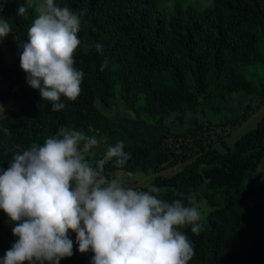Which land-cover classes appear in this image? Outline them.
Segmentation results:
<instances>
[{"label":"trees","instance_id":"trees-1","mask_svg":"<svg viewBox=\"0 0 264 264\" xmlns=\"http://www.w3.org/2000/svg\"><path fill=\"white\" fill-rule=\"evenodd\" d=\"M0 3L5 5L0 16L14 36L4 41L17 58L8 67L0 48L5 81L0 102L19 104L0 117V168L61 128L101 141L90 159L101 158L108 146L123 141L130 159L122 168L109 162L105 177L116 170L153 171L148 186L159 187L162 199L171 202L190 192L197 193L198 201L205 198L209 211L207 221H200L201 233L193 234L190 226L181 229L194 246L189 264H264V113L233 147L221 150L206 135L208 127L225 130L246 119L253 96L264 104V0H57L74 11L86 9L74 57L75 67L84 73L82 91L75 101L61 97L65 107L59 111L41 99L20 67L18 41L27 42L33 9L25 19L17 12L27 0ZM85 43L91 46L88 54ZM96 43L103 46L102 53ZM231 101L239 106L234 109ZM206 104L207 124L195 119L194 129L186 132L189 112ZM122 110L128 116H120ZM179 163L184 165L174 174L161 173ZM12 227L0 209V242L9 241L0 258L17 239ZM69 238L73 255L59 264L93 260L91 250H78L74 232Z\"/></svg>","mask_w":264,"mask_h":264},{"label":"clouds","instance_id":"clouds-1","mask_svg":"<svg viewBox=\"0 0 264 264\" xmlns=\"http://www.w3.org/2000/svg\"><path fill=\"white\" fill-rule=\"evenodd\" d=\"M4 6L0 3V13ZM29 8L35 18L27 42L18 41L20 67L41 99L59 111L65 107L61 97L75 101L82 91L84 73L75 67L74 57L86 9L74 11L57 0H27L17 16L27 19ZM11 32L10 24L0 19V42ZM90 47L84 44L85 54ZM94 47L102 53L100 43ZM106 66L107 61L101 71ZM100 143L83 131L61 128L0 168V209L17 237L0 264H59L73 255L70 231L81 253H94L93 264H189L194 246L181 229L190 226L195 235L203 230L197 193H180L168 202L159 187L138 190L106 178L105 165L122 168L130 153L119 141L101 158L90 159Z\"/></svg>","mask_w":264,"mask_h":264},{"label":"rangeland","instance_id":"rangeland-1","mask_svg":"<svg viewBox=\"0 0 264 264\" xmlns=\"http://www.w3.org/2000/svg\"><path fill=\"white\" fill-rule=\"evenodd\" d=\"M168 2L170 3V0H168ZM0 19H3V16H0ZM5 38L13 39L14 36L12 35L11 32ZM0 48H2L3 50L4 57L6 60V65L8 67H12L13 65H15L17 61L16 54L10 50V45H8L4 41V39L2 43L0 42ZM4 84L5 81L0 77V87H3ZM250 102L253 109H252V113L246 119L244 118L239 119L238 121H236L234 125H230L225 130H222L219 127H213V128L208 127V129H206L208 143H211L212 145L218 147L221 150H225L227 149V147L230 146L233 147L235 140L238 139L241 135L246 133L248 130L256 127L258 121L260 120V118L264 113V104L260 103V99L257 96H253L250 99ZM121 104L122 103L120 102L117 105H121ZM230 104L233 106L234 109L239 106V104L236 101H231ZM0 106H2L0 107V117H1L13 110H16L19 107V104H17L12 100H7L0 102ZM119 115L128 116V111L122 110ZM173 117L174 115L168 118V122L172 121ZM195 119H197L200 124L201 123L207 124V120H208L207 104L203 106L200 105L197 108L196 112H189L187 125L185 127L186 132H190L192 129H194V127L196 126V123L194 122ZM189 141H190L189 139L186 140L187 143ZM170 142H173L175 145H178L181 142V140L177 142L170 140ZM183 165L184 163H179L174 167H167L161 173L165 175H172L177 171L178 168L182 167ZM262 175L264 177V168L262 169ZM154 176L155 173L153 171L144 172L142 170H137L135 172H128L124 170H116L114 173H112L111 176L106 178L108 179L118 178L121 179L126 186H131V187L136 186L138 190H143L140 188L148 186L153 181ZM204 188L206 189L205 186ZM199 203L201 205L202 219L207 221V211H209V207L207 206V202L203 196L200 197ZM4 240L0 242V251L9 246V241L8 240L4 241ZM45 264H47V262H45ZM85 264H93V260H89Z\"/></svg>","mask_w":264,"mask_h":264}]
</instances>
